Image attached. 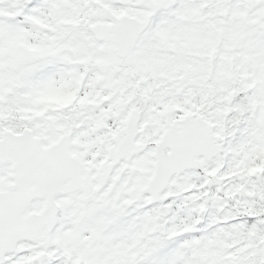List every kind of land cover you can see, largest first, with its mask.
Instances as JSON below:
<instances>
[{"label": "snow or ice", "instance_id": "1", "mask_svg": "<svg viewBox=\"0 0 264 264\" xmlns=\"http://www.w3.org/2000/svg\"><path fill=\"white\" fill-rule=\"evenodd\" d=\"M0 264H264V0H0Z\"/></svg>", "mask_w": 264, "mask_h": 264}]
</instances>
